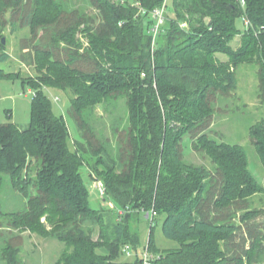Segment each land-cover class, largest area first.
Here are the masks:
<instances>
[{
  "label": "trees",
  "instance_id": "obj_1",
  "mask_svg": "<svg viewBox=\"0 0 264 264\" xmlns=\"http://www.w3.org/2000/svg\"><path fill=\"white\" fill-rule=\"evenodd\" d=\"M244 1L168 0L154 46L153 12L165 0H139L145 13L133 0H79L90 13L77 0H0V64L11 59L1 50L3 29L31 28L33 65L42 80L20 78L34 91L30 124H0V193L5 176L24 195L35 191L23 212L6 213L0 206V228L58 239L65 249L57 264H142L152 251V264H257L264 256V224L253 223L261 211L247 203L264 186L243 146L212 136L216 105L237 90L241 65H258L264 94V0ZM240 17L251 23L242 34ZM2 77L16 75L0 70ZM46 88L70 97L80 141L75 150ZM122 100L127 116L115 119L112 139L100 138L95 107ZM250 137L264 165V119L250 128ZM185 138L213 170L185 160ZM84 168L103 183L102 200L123 215L91 205ZM143 215L150 234L140 256ZM157 223L178 248L159 253ZM14 237L5 238L4 264H24ZM126 246L135 262L121 260Z\"/></svg>",
  "mask_w": 264,
  "mask_h": 264
},
{
  "label": "rangeland",
  "instance_id": "obj_2",
  "mask_svg": "<svg viewBox=\"0 0 264 264\" xmlns=\"http://www.w3.org/2000/svg\"><path fill=\"white\" fill-rule=\"evenodd\" d=\"M115 1V0H114ZM131 2V0H129ZM76 5L81 7L80 9L86 10L90 13L91 7L84 6L83 2L77 0ZM10 18L9 15H7ZM237 29L241 34L246 29L244 18L240 17L236 20ZM33 29L26 28L21 29L16 26L14 32L12 27L7 25L2 32V38L6 39V43L1 47V50L9 53L11 59L0 64V70L5 73H13L15 78H0V124L14 123L18 127L24 129L31 122V106L34 97V91L28 87H23L21 79L27 82H34L39 78V72L33 65V55L31 51L35 48V34ZM233 42V47L237 48L241 43V36L237 37ZM88 45L85 43L82 50ZM218 56H222L218 54ZM225 58V57H224ZM238 88L232 92L229 97L222 98L216 105L220 112L216 114V121L214 123L212 136L217 141H224L231 144H237L243 146L248 154V160L250 169L253 172L256 179L264 186V165L258 154L256 147L251 142L250 128L253 125L258 124L264 119V94L259 95V89L261 88L259 79V67L256 64H243L237 70ZM46 94L50 97L53 104V109L58 116H62L68 126L70 132L69 144L70 147L75 150V143L80 141L77 127L70 117V97L66 92L60 90L46 88ZM264 93V92H263ZM110 104V105H109ZM108 105L96 106L94 109L93 118L95 120V127L98 130V136L102 139H112L114 122L118 115L126 117V103L124 100L118 102L116 105L109 102ZM126 119V118H125ZM219 135V137H215ZM193 140L185 138L183 141V154L185 160L189 163L196 165L206 166L208 169L213 170L214 166L212 161L203 153L197 152L192 146ZM86 160L92 161L89 155L85 156ZM91 170L87 168L83 169L85 181L88 185L91 196V205L94 208L104 207L110 212L116 211L114 204L108 201H103L102 194L99 191L100 181H94L90 177ZM31 175V174H30ZM29 195H24L20 190L13 187L10 177L5 176V183L0 193V206L6 213L23 212L27 209L28 200L34 196L35 191L33 188L29 189ZM102 202V204L100 203ZM247 208L251 211H261L258 219L253 223L258 224L259 227L264 224V192L256 194L247 203ZM122 214V211L118 212ZM241 212L238 215H242ZM238 221V219H237ZM150 222L147 217L143 215L140 220V233L141 241L138 246L139 255L142 256L146 247L148 246L149 234H150ZM14 237L13 245H20L21 242V254L24 264H57L58 259L62 255L65 244L58 239L52 237H45L38 234H33L29 231L20 232L18 230H7L5 227L0 228V264L2 257L4 256V249L6 248L5 238ZM95 233V238H97ZM154 243L159 249V253H164L166 250H173L179 247V243L167 239L162 230V224L157 223L154 229L153 235ZM101 254H106L105 249L99 250ZM134 251V250H133ZM154 252V253H153ZM156 251H152L151 254H155ZM150 254V255H151ZM152 257L155 258L154 255ZM121 260L135 262L136 254L131 256L127 254H121ZM257 264H264V256H262Z\"/></svg>",
  "mask_w": 264,
  "mask_h": 264
},
{
  "label": "built area",
  "instance_id": "obj_3",
  "mask_svg": "<svg viewBox=\"0 0 264 264\" xmlns=\"http://www.w3.org/2000/svg\"><path fill=\"white\" fill-rule=\"evenodd\" d=\"M116 1H122L123 2V0H116ZM167 2H168V0H165L163 7L160 8V9H156L153 12V16L157 20V23H156L155 27L152 29L153 36H154V40H153V45L154 46H155V43H156L155 42L156 36L159 34L161 26H163L165 24V21H166V4H167ZM241 4H242V6H245V1L242 0ZM132 5L133 6H137L140 9V12L145 13V9L141 6L139 0H133ZM244 22H245L246 28H249L251 26V23H250L249 20L244 19ZM186 26L187 25L185 23L181 24L182 28H186ZM262 29L264 30V27ZM98 184H99V186H98L99 191L102 194V196H104L105 192H106L105 187H104L102 182H100ZM124 251H126L129 256L131 255V250H130L129 246H126ZM153 260H154V257H152V255H150L148 252H146L144 254V258H143L142 264H152Z\"/></svg>",
  "mask_w": 264,
  "mask_h": 264
},
{
  "label": "crops",
  "instance_id": "obj_4",
  "mask_svg": "<svg viewBox=\"0 0 264 264\" xmlns=\"http://www.w3.org/2000/svg\"><path fill=\"white\" fill-rule=\"evenodd\" d=\"M236 39H238V38H236ZM221 55H223L222 58H221V56H218L221 60H223V61H227L228 60V57L226 55H224V54H221Z\"/></svg>",
  "mask_w": 264,
  "mask_h": 264
},
{
  "label": "water",
  "instance_id": "obj_5",
  "mask_svg": "<svg viewBox=\"0 0 264 264\" xmlns=\"http://www.w3.org/2000/svg\"><path fill=\"white\" fill-rule=\"evenodd\" d=\"M2 42H3V44H5V43H6V39H5V38H3ZM147 217H149V215H148V214H147Z\"/></svg>",
  "mask_w": 264,
  "mask_h": 264
}]
</instances>
